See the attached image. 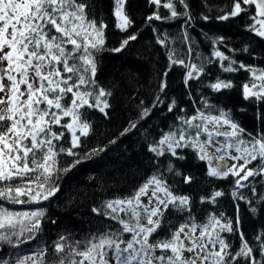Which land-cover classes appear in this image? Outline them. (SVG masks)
I'll list each match as a JSON object with an SVG mask.
<instances>
[{"label":"snow or ice","instance_id":"6c2138e0","mask_svg":"<svg viewBox=\"0 0 264 264\" xmlns=\"http://www.w3.org/2000/svg\"><path fill=\"white\" fill-rule=\"evenodd\" d=\"M127 3L112 0L114 27L121 33L134 26ZM147 3L153 11L146 23L181 22L182 46L170 47L174 40L152 28L155 43L166 49V68L151 104L141 100L137 120L120 133L128 134L157 110L171 117L146 145L150 174L128 194L93 206L94 230L79 240L61 235L49 252V243L37 240L47 213L44 202L57 196L61 174L107 150L79 151L92 129L90 114L107 119L111 108L112 92L96 79L97 57L104 51H124L138 35H124L119 46L107 49L108 23L97 0H0V253L9 250L0 256V264H264V226L249 238L240 215L241 204L253 219L264 213V67L237 61L234 48L225 54L217 47H227L225 38L206 32L212 54L193 58L196 17L188 0ZM205 6L211 9L207 0ZM219 13L218 22L244 15L250 38L264 41V0H232ZM200 19L213 17L201 13ZM239 51L253 55L247 44ZM213 64L219 73L205 82L201 77L210 75ZM174 68L182 72L191 112L167 95V77ZM240 72L248 74L239 90L252 106L253 132L240 125L231 109L200 91H231L237 87L233 77L222 79L221 74ZM189 159L204 169L202 183L211 189L198 200L191 191H178L175 181L182 177V185L194 183L192 174L177 167ZM224 182L228 192L221 188ZM225 196L235 207L234 218L216 211ZM197 204L206 213L199 220L193 214Z\"/></svg>","mask_w":264,"mask_h":264},{"label":"trees","instance_id":"16d2710c","mask_svg":"<svg viewBox=\"0 0 264 264\" xmlns=\"http://www.w3.org/2000/svg\"><path fill=\"white\" fill-rule=\"evenodd\" d=\"M102 5L105 19L108 23L106 29V48L111 49L119 46L124 35L136 33L138 39L132 41L130 46L120 53L104 51L98 57V72L96 79L104 88L112 92L110 98L111 108L109 117L103 118L98 112L90 114L92 129L90 135L84 139V147L81 153L95 147H106V151L94 155L91 160H87L77 166L69 173L61 174L57 181L61 185L56 197L44 202L47 207L46 218L43 220L42 236L37 240L49 243L48 251L51 252V242L61 235H70L72 239L79 240L86 236L90 229L94 230L96 218L91 213L93 206H99L105 199L113 198L117 195L123 196L130 192L134 185L144 181L150 174L151 166L148 162L146 145L153 137H158V128L166 126L171 119L170 116H162L159 110L146 120L140 121L137 128L121 136L120 133L130 127V122L136 121L140 112L139 102L143 100L145 106L150 105L153 99V91L156 88L160 74L165 71L167 56L166 49L155 43V34L152 28H157L161 33H167L174 40L170 47L180 49L181 22L173 24L160 23L153 21L151 24L145 22V18L153 11L147 0H128L126 11L134 22V26L127 33H121L115 27V18L112 16V0H97ZM190 10L195 19L196 27L191 29V34L197 43L195 55L211 56L213 48L209 41L204 39L203 33L211 37L223 36L227 47L217 45L221 51L228 53V48L237 50L233 57L245 64H258L264 67V60H254L256 57H264V41L252 37L245 31V24L249 23L247 18L242 15L226 22H218L215 17L220 14L219 9L226 5L230 6L232 0H188ZM163 14L166 10L161 9ZM210 14L213 19L204 22L200 19V14ZM249 45V55L239 51L245 45ZM198 62V61H197ZM227 63V62H225ZM210 75L201 78L205 82L215 80L219 73L218 64L209 65ZM232 76L237 85L231 91L225 90L222 93H211L210 89L200 91L210 96L212 101L227 109H231L234 118L241 126L249 132L256 128L252 106L244 101L240 95L239 86L247 78V73L240 72L235 74H221V78ZM167 95L169 99L175 98L181 107H185L191 112V101L185 94L182 83V72L173 69L167 77ZM193 96L197 95L196 82H192ZM247 106L248 111H238ZM79 134V133H78ZM116 139L115 144L109 141ZM63 159L70 160V157ZM185 174H192L195 179L191 187L182 185V177H175V181L180 185L177 190L184 193L191 191L196 200L199 196L209 192L211 189L202 183L204 169L195 161L177 163ZM171 179V178H170ZM221 188L228 192L230 186L227 182L221 184ZM19 210H24L17 206ZM38 207V206H30ZM204 207H207L205 205ZM216 211H223L227 216L235 217V207L231 200L225 196L222 198ZM193 214L197 219L206 215L201 211L198 204L193 208ZM240 215L242 218V228L249 238L256 232L258 227L264 226V213L258 219H253L241 204ZM55 220V223L52 221ZM33 241L32 244H35ZM237 240V244H238ZM32 245H24L30 248ZM9 250L4 249L0 256Z\"/></svg>","mask_w":264,"mask_h":264}]
</instances>
